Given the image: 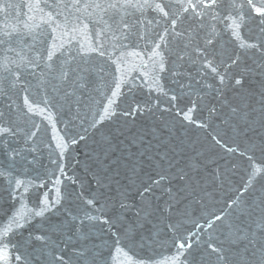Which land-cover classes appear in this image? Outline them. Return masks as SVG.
<instances>
[{
    "label": "snow or ice",
    "instance_id": "snow-or-ice-1",
    "mask_svg": "<svg viewBox=\"0 0 264 264\" xmlns=\"http://www.w3.org/2000/svg\"><path fill=\"white\" fill-rule=\"evenodd\" d=\"M19 7L0 25V184L21 204L0 264H264V0ZM217 150L247 161L227 211L203 195Z\"/></svg>",
    "mask_w": 264,
    "mask_h": 264
},
{
    "label": "water",
    "instance_id": "water-1",
    "mask_svg": "<svg viewBox=\"0 0 264 264\" xmlns=\"http://www.w3.org/2000/svg\"><path fill=\"white\" fill-rule=\"evenodd\" d=\"M10 2L15 6L13 9H9L7 15L0 14V25H7L9 28L13 26H17L22 24L24 20L21 18V3L29 2V0H10ZM42 3L50 2V0H41ZM41 86H39L34 81V88L33 94L36 96L37 99L40 98L42 95ZM53 115L56 120V128L61 129L62 131L65 129L66 126L69 124L70 115L66 113V110L60 108V105L57 104L56 108L52 110ZM37 122L41 123L42 130L47 124V121L41 122L40 118L37 117ZM51 131L50 129L48 130ZM44 140L45 143L48 142V136L44 133ZM47 151H45L44 156L41 159L42 164H47ZM220 157H223L222 159ZM31 159V157H29ZM212 159H215L217 163L209 165V171L213 169H218L220 173V179L215 180L214 182L209 179L208 183L205 185L206 192L203 194L205 196L206 202L209 208L212 211H216L221 208L226 209V203L229 199H232L237 194V190L244 184L245 180L247 179L244 169L247 166V161L244 160L242 157L239 156H229L223 153L222 150H217L212 154ZM4 162L0 159V163ZM236 164L237 167L235 170L232 168V164ZM24 171V170H22ZM27 175H22L21 178H30L35 176L36 173L32 171L31 168L27 169ZM7 185L0 184V225L6 224L10 215L18 208L21 207L19 202H15L11 200L8 196L7 192ZM71 189V186H70ZM257 191H264V178H260L256 184ZM44 189L40 190H33L29 193L26 203L28 207L32 208L35 207L38 203V198ZM50 195H54V193H50ZM245 198H254L253 197V190H249V192L244 194ZM197 209L199 206H195ZM200 212L196 211L195 216H199ZM30 229L23 230V235L27 236L28 231ZM163 251L164 255H168L167 250H160ZM141 256H144L145 253L141 252Z\"/></svg>",
    "mask_w": 264,
    "mask_h": 264
}]
</instances>
